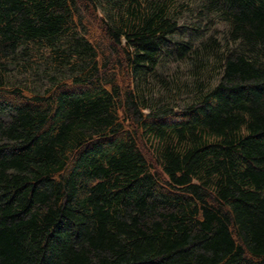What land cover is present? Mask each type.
<instances>
[{
	"label": "trees",
	"instance_id": "obj_1",
	"mask_svg": "<svg viewBox=\"0 0 264 264\" xmlns=\"http://www.w3.org/2000/svg\"><path fill=\"white\" fill-rule=\"evenodd\" d=\"M0 264H264V0H0Z\"/></svg>",
	"mask_w": 264,
	"mask_h": 264
},
{
	"label": "rangeland",
	"instance_id": "obj_2",
	"mask_svg": "<svg viewBox=\"0 0 264 264\" xmlns=\"http://www.w3.org/2000/svg\"><path fill=\"white\" fill-rule=\"evenodd\" d=\"M222 28H223V25H222V24H219V25L216 26V29H218V30H220V29H222ZM106 53L109 54L108 51H106Z\"/></svg>",
	"mask_w": 264,
	"mask_h": 264
}]
</instances>
